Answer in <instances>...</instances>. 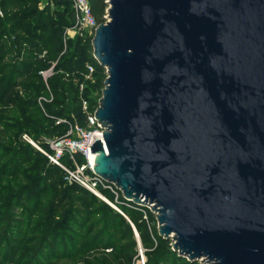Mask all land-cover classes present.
Segmentation results:
<instances>
[{
    "label": "water",
    "instance_id": "1",
    "mask_svg": "<svg viewBox=\"0 0 264 264\" xmlns=\"http://www.w3.org/2000/svg\"><path fill=\"white\" fill-rule=\"evenodd\" d=\"M106 3L95 175L180 256L264 264V0Z\"/></svg>",
    "mask_w": 264,
    "mask_h": 264
},
{
    "label": "trees",
    "instance_id": "2",
    "mask_svg": "<svg viewBox=\"0 0 264 264\" xmlns=\"http://www.w3.org/2000/svg\"><path fill=\"white\" fill-rule=\"evenodd\" d=\"M89 3L97 22H105L106 0ZM74 24L70 0H0V180L10 181L1 191L10 200L7 206L0 205V264H137L134 228L145 250V264H202L173 250V240L159 234L151 209L128 202L122 193L116 201L114 194L103 190L120 213L69 181L64 169L11 131L14 126L26 129L36 137L37 146L52 154L48 143L40 140L42 135L55 140L67 137L71 125L88 128L106 73L94 58L92 37L67 36ZM88 64L96 67L92 79L87 78ZM51 68L53 75L46 79L43 73ZM16 110L28 113L12 125ZM61 119L67 122L57 124ZM71 137L77 139L75 134ZM75 160L79 166L86 163L81 154ZM61 162L76 170L69 154Z\"/></svg>",
    "mask_w": 264,
    "mask_h": 264
},
{
    "label": "built area",
    "instance_id": "3",
    "mask_svg": "<svg viewBox=\"0 0 264 264\" xmlns=\"http://www.w3.org/2000/svg\"><path fill=\"white\" fill-rule=\"evenodd\" d=\"M70 1L72 2L73 8L75 10V24L74 27L66 31L67 36L70 38H74L76 37L77 34L87 33L89 37L93 38L95 35V31L100 24L97 22L96 18L93 15L89 0H70ZM107 17H108V12L106 10L105 21H107ZM64 42L66 43V40ZM53 68L43 73L46 79L53 75ZM87 70H88L87 78L92 79L96 72V67L93 64H88ZM105 73L107 78L108 74L106 69H105ZM80 92L81 93L84 92V85L80 86ZM83 109L85 111H88L87 101H84ZM95 113L89 115L88 117L89 124L87 129L82 128L77 124L71 125L67 137L61 139H55V140L52 139L51 141H47L50 150L53 151L52 154L47 152L41 147L38 146L36 147L40 151H42L50 159L51 162L58 165L68 173L69 181H75L79 183L80 185L85 187L88 191H90L91 193H93L94 195H96L97 197H99L104 201H106V196L104 195L103 190H109L112 194L116 196V201H118L121 192L116 188L115 185L109 184L102 178L96 176L94 172L95 164H93L90 161V155L92 153L90 146H92L97 140L94 138V136L97 133H101L103 138V133L105 130L103 125H101L95 118ZM66 122H67L66 120L61 119L57 121V124L66 123ZM73 134L76 135L77 139L71 137ZM31 143L33 144V142ZM65 154H69L70 158L75 163L76 165L75 171H71L67 169L66 166L62 164L61 161L63 156H65ZM76 154H81L82 156L85 157L86 163L83 166H79L76 163L75 160ZM109 204L117 211L122 213L121 210L116 205L111 203Z\"/></svg>",
    "mask_w": 264,
    "mask_h": 264
},
{
    "label": "rangeland",
    "instance_id": "4",
    "mask_svg": "<svg viewBox=\"0 0 264 264\" xmlns=\"http://www.w3.org/2000/svg\"><path fill=\"white\" fill-rule=\"evenodd\" d=\"M41 8L42 7H44V2H42L41 3V6H40ZM45 79V78H44ZM100 101V100H99ZM24 113H28V111H26V110H16V111H14L13 113H12V115H11V119H10V123L12 124V125H15V124H19L20 123V121H19V119L22 117V115L24 114ZM15 128L13 129V130H11V131H15V132H17V133H19V135H18V137H20V140L22 139L23 141H28V142H33V144H34V146L36 147L37 145H38V143L34 140V138H36V137H32V136H30L31 134L26 130V129H22V128H16V126H14ZM19 129H20V131H19ZM27 131V132H26ZM17 138V137H16ZM19 139V138H18ZM40 140H42L43 142H47V141H51L52 139H50V138H48V137H46V136H43L42 135V137L40 138ZM39 147V146H38ZM37 148V147H36ZM38 149V148H37ZM27 165V164H26ZM30 166V164H28L26 167H29ZM10 183V181H6L5 183L3 182V181H1L0 180V205H8L9 204V200H10V195L9 194H4L3 196H1V191H2V189H3V187L5 186V185H8ZM106 201H108L107 203L109 204V203H111V204H113L107 197H106ZM35 206V202L31 205V211H34V207ZM30 214L31 213H29L28 215H27V220H26V224L28 225V223H31V217H30ZM29 220V221H28ZM32 229H34L33 227H31V230ZM32 233V232H31ZM33 234V236L35 235L34 233H32ZM32 234H31V236H32ZM30 236V237H31ZM173 244V243H172ZM141 251V252H140ZM139 260L137 261V264H144V263H146V256H145V250L143 249V247H142V245H140L139 244Z\"/></svg>",
    "mask_w": 264,
    "mask_h": 264
},
{
    "label": "bare ground",
    "instance_id": "5",
    "mask_svg": "<svg viewBox=\"0 0 264 264\" xmlns=\"http://www.w3.org/2000/svg\"><path fill=\"white\" fill-rule=\"evenodd\" d=\"M94 138H95V139H100V138H102V134H101V133H97V134H95ZM95 158H96V156H95L93 153H91V155H90V161H91L93 164H94V162H95Z\"/></svg>",
    "mask_w": 264,
    "mask_h": 264
}]
</instances>
